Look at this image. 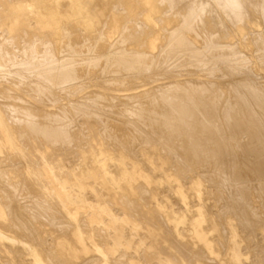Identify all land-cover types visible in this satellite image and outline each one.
Wrapping results in <instances>:
<instances>
[{"label": "bare ground", "instance_id": "6f19581e", "mask_svg": "<svg viewBox=\"0 0 264 264\" xmlns=\"http://www.w3.org/2000/svg\"><path fill=\"white\" fill-rule=\"evenodd\" d=\"M0 264H264V0H0Z\"/></svg>", "mask_w": 264, "mask_h": 264}]
</instances>
